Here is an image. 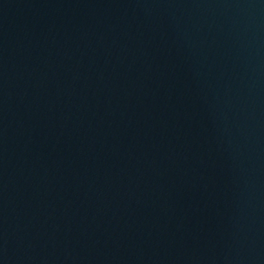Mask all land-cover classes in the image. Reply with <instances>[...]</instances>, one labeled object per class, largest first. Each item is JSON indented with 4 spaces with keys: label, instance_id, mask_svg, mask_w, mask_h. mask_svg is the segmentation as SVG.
<instances>
[{
    "label": "water",
    "instance_id": "water-1",
    "mask_svg": "<svg viewBox=\"0 0 264 264\" xmlns=\"http://www.w3.org/2000/svg\"><path fill=\"white\" fill-rule=\"evenodd\" d=\"M46 182L264 226V0H0V185Z\"/></svg>",
    "mask_w": 264,
    "mask_h": 264
}]
</instances>
